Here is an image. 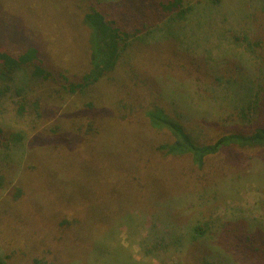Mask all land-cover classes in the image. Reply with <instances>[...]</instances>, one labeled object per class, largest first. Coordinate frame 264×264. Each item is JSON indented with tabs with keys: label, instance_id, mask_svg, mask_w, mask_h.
<instances>
[{
	"label": "rangeland",
	"instance_id": "374dc122",
	"mask_svg": "<svg viewBox=\"0 0 264 264\" xmlns=\"http://www.w3.org/2000/svg\"><path fill=\"white\" fill-rule=\"evenodd\" d=\"M99 0L140 32L116 69L91 67L89 0H0V46L37 47L0 79V259L5 264H264V148L202 168L165 156L162 109L196 144L264 128V0ZM164 6V7H163Z\"/></svg>",
	"mask_w": 264,
	"mask_h": 264
},
{
	"label": "trees",
	"instance_id": "16d2710c",
	"mask_svg": "<svg viewBox=\"0 0 264 264\" xmlns=\"http://www.w3.org/2000/svg\"><path fill=\"white\" fill-rule=\"evenodd\" d=\"M185 1L171 0L166 5V9L170 13L178 10V15L182 16L185 14L183 9ZM89 2L85 23L92 32L91 67L78 82L69 84L71 93L83 92L112 73L123 54L130 48L132 39L140 32L137 27L125 26L118 19L103 13L100 10L99 0H89ZM40 54L37 47H30L23 54L14 55L8 48L0 46V79L7 81L17 70L32 66L35 77L49 80L52 74L43 66ZM147 117L155 129L167 130L172 137V141L161 145L159 150L165 156L189 155L198 168H202L208 158L230 147L264 148V128L261 127L255 128L250 133H229L211 144L200 145L192 140L181 123L162 109L149 110ZM0 264L5 263L0 259Z\"/></svg>",
	"mask_w": 264,
	"mask_h": 264
}]
</instances>
